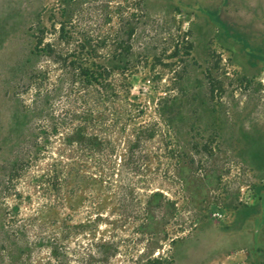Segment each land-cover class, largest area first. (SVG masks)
<instances>
[{
  "label": "rangeland",
  "instance_id": "obj_1",
  "mask_svg": "<svg viewBox=\"0 0 264 264\" xmlns=\"http://www.w3.org/2000/svg\"><path fill=\"white\" fill-rule=\"evenodd\" d=\"M70 1L0 0V177L27 125L15 92L36 61L33 32ZM118 2L104 13H118ZM143 12L132 55L106 63L130 64L131 97L170 124L191 156L177 186L162 187L179 220L195 224L172 248V264H264V0H143ZM81 220L70 221L73 231H83ZM44 230V245L33 234L11 237L0 199V264L91 261L89 236L54 240L63 228Z\"/></svg>",
  "mask_w": 264,
  "mask_h": 264
},
{
  "label": "trees",
  "instance_id": "obj_2",
  "mask_svg": "<svg viewBox=\"0 0 264 264\" xmlns=\"http://www.w3.org/2000/svg\"><path fill=\"white\" fill-rule=\"evenodd\" d=\"M111 1L71 0L34 30L36 61L15 92L27 125L16 159L2 168L0 199L17 241L33 234L44 245L45 228H63L54 240L91 238L88 264L118 256L124 264H172V248L195 224L179 220L162 187L177 186L191 156L170 124L131 97L130 64L106 63L132 55L144 14L143 0H123L118 13L106 14ZM174 97L159 98V106ZM76 219L82 232L72 229Z\"/></svg>",
  "mask_w": 264,
  "mask_h": 264
}]
</instances>
